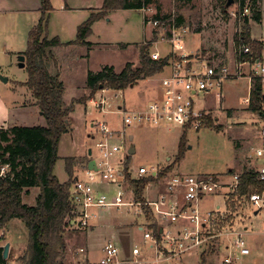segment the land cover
Listing matches in <instances>:
<instances>
[{
  "label": "rangeland",
  "instance_id": "1",
  "mask_svg": "<svg viewBox=\"0 0 264 264\" xmlns=\"http://www.w3.org/2000/svg\"><path fill=\"white\" fill-rule=\"evenodd\" d=\"M59 1L50 0L52 9L47 14L48 19L49 16L51 17V21L47 23L46 30L49 35L59 33L63 40L74 39L77 35L75 20L79 22L80 19H75L74 16L69 14L65 15L58 7L54 8ZM222 1L157 0L149 8H154L155 3H158L160 11L164 14L182 15L184 19L182 26L187 28V33L184 36V52L188 54L189 59L194 56L205 59L212 56L215 60L221 58V60H224L231 54L236 45L234 39L242 30L243 17L238 18L239 7L235 0L229 5L225 3L224 6L227 11L224 14ZM247 1L244 5L248 3ZM68 2L71 4L76 3L78 6L90 3L91 6L100 7L103 3L102 0H68ZM259 2H261L262 20L258 23L250 19L248 24H250V34L252 33L256 38L263 37L262 42H264V0ZM11 3L14 7L18 5V1L15 2V0L12 2L11 0H7V2L0 0V10L5 5L11 6ZM50 12H52L51 15ZM148 12L149 17H152L155 13L154 9H148ZM251 13L250 10L249 15ZM143 14L144 11L138 9L120 10L110 16L102 17L99 21L97 20L98 22L92 26L93 31L89 34V39L110 42L114 47H97L90 52V55L86 54L84 57L82 56L85 55L86 48L82 46H75L59 52L58 60L55 62L57 64L56 70L58 68L57 71L61 72L60 79L66 83L67 86L65 87L68 93L70 91L76 94L78 90L76 86L86 83L88 69L99 71L104 65L110 63L115 66L113 67L116 72H120L126 64L125 62H133L134 66H138L141 43L150 45L149 54L156 52V50H159L161 54L168 52L167 44L161 42V32L156 31V29L150 39L138 45L134 44L143 38ZM41 16L42 12L41 14L20 15L0 11V74L7 77L6 81L0 79V127L4 129H10L19 123V125L28 126L39 124V117L34 111L36 100L32 97L30 89L25 84L22 86L19 83L26 82L28 72L26 67L17 65L18 53L16 50L26 49L30 32L28 29H31L37 17L40 19ZM59 25H63V31L59 30ZM146 27L148 28L147 25ZM121 42H128L130 45L121 48L117 45ZM261 53L264 59V49ZM61 63L63 64L62 71ZM168 74L169 70L165 67L152 76L140 79L137 84L124 90L117 91L105 88L106 90L103 92L99 89L87 99L85 104L68 101L66 103L68 106L73 103V110L68 116L70 127L58 142L57 152L59 158L56 160L53 169L58 179L63 181L67 178L64 169V158L71 157V155L88 154V149H91L92 157L99 158V151L95 143L101 138V133L98 132L95 126L97 122L106 121L109 127L120 129L121 115L118 106L122 107L125 104L126 108H129L130 104L134 107L140 105L142 100H145L142 96L146 93H152L155 90L154 87L161 82V78ZM247 82L246 77L227 80L222 87V92L226 95L222 104L219 103L221 101L220 96L216 95V93H219L217 90H211L208 93L199 92L193 96L197 108L211 106L208 109L210 112L205 117L212 118L213 127L208 128L206 126L204 123L206 118H204L202 125L197 128L192 126L182 127L178 123L160 124L158 126L135 125L133 123L127 126L124 130L123 148L113 158L114 165L120 168V163L117 162L119 159L122 164L128 161L127 165L133 171L141 165L149 170L157 169L158 172L168 168L169 172L165 173L166 175L169 173L176 174L177 172L189 174L227 173L229 167H233L236 171L239 170L242 166H245L246 159L252 153L254 154L256 146L263 144L264 141V137L259 138L262 137L260 130L264 116L262 119L258 113L248 110L246 106L248 102L244 103L242 99L244 93L248 91ZM89 94L90 90L86 88L84 94L78 92L77 98H86ZM101 96L106 99L105 106L102 109L97 108L95 102L92 101V99L98 100ZM262 105L264 106V102H262ZM233 106L235 108H232ZM227 107L231 108L226 111ZM184 132H186L184 155L175 162L178 140ZM131 133L134 135L133 139L129 138ZM111 141L121 144V137H116ZM130 147L135 150L132 154L128 153ZM227 174H230V172ZM165 177L159 178L157 181H160L163 187ZM154 189L155 186L151 185L149 190L152 192ZM202 201L201 209L204 212L213 207L215 208L216 203H220V209L224 207L222 197L216 194L207 195ZM254 211L253 206L239 205L235 211L233 210L234 213L230 214L229 218L227 216V219H229L227 228L243 230L250 245L249 255L241 256L231 264H264V246L257 248L256 245L257 242L259 244L260 237L264 235V221L260 215L255 216ZM100 216L106 217V219L102 218L103 220L111 217L113 226L107 224L108 228L106 227L102 232V238H96L94 247L88 248L84 244L86 242L84 241L85 236L82 234L84 230H79L76 227L77 230H74L73 228V231L64 235L67 245L66 249L58 256L61 264H99L102 257L100 256L102 254L100 246L105 240H108V236L110 237L112 233L115 234L114 237L120 239L121 242L119 240L118 242L120 247L122 245V249L132 248L136 244L143 257L147 256L151 262L155 260L153 253L155 250L149 246L151 240H145L142 237V231L140 233L138 227H136L137 223L143 225V220L148 223L150 221L148 216L138 215L135 207L130 206H125L120 210L112 208L106 213H101ZM6 228H9L8 231ZM6 228L0 229V234H3L1 245L6 243L7 240L12 241L13 244L9 250L11 253L6 264H19L16 257L25 251L28 242V230L21 220H13L10 225L8 223ZM88 230L90 228L85 229V231ZM11 236H13V240ZM232 236L230 233L213 238L204 249L199 247L182 253L179 258H174L168 262L161 260L159 263L201 264V252L204 251L206 253L204 264H223L221 262L229 254L223 245L230 243ZM253 237L256 239V244L255 241L253 242ZM80 247H83L85 252H80Z\"/></svg>",
  "mask_w": 264,
  "mask_h": 264
},
{
  "label": "built area",
  "instance_id": "2",
  "mask_svg": "<svg viewBox=\"0 0 264 264\" xmlns=\"http://www.w3.org/2000/svg\"><path fill=\"white\" fill-rule=\"evenodd\" d=\"M251 8L248 3L243 5L238 18L249 15ZM149 23L156 31L161 32V42L167 44L168 52L161 54L159 50L150 54L152 60L167 57L163 68H168L169 74L161 78L160 95L151 100L140 110L119 108L121 128L113 129L105 122H97L96 128L101 138L95 143L99 158L94 160V168L85 167L81 175H75L71 185L70 204L72 205V226L77 229H88L92 220L101 213L115 208L120 210L125 206L135 207L138 215L148 216V226L156 224L157 234L152 227L143 231V237L151 240L159 259H173L187 251L203 248L213 239L224 234H232L231 242L225 248L229 253L221 263L231 264L241 256L249 255L250 247L243 230L227 228L230 214L239 205L253 206L254 215H260L264 221V145L254 149L257 165L249 167L255 173L257 188L251 192L240 193L239 172L225 173H176L165 177V189L154 199L145 198L141 201L134 196L128 185L125 174L131 179L143 176H156L157 169L149 170L140 166L133 171L125 167L121 160L120 168L114 165L113 157L121 152L124 130L131 124L158 126L160 124L178 123L182 127L197 128L202 125L208 114L194 104L193 96L199 92L208 93L211 90H221L227 80L246 77L250 83L258 78L261 90L264 92V59L262 53L256 57L247 43L235 45L233 51L224 60L189 59L184 52V36L187 28L176 25L174 20L150 19ZM169 33V36H168ZM107 89V88H106ZM101 89L103 92L106 90ZM97 108L105 106L106 99L102 96L92 99ZM249 102V96L245 99ZM264 137V119L260 130ZM121 137V144L111 140ZM9 163L2 162L0 153V177L7 176ZM157 182V181H153ZM148 184V183H147ZM146 184V185H147ZM216 194L222 197L223 209L220 203L215 208L202 211L201 203L205 196ZM147 207L149 211H147ZM223 210V211H222ZM224 212H226L224 214ZM225 216V217H224ZM160 224L163 227H160ZM226 225V226H225ZM3 234H0V246ZM232 249V250H231ZM80 252L84 249L80 248ZM120 247L108 239L102 247V257L99 264H124L119 259ZM132 254L138 255V248H132Z\"/></svg>",
  "mask_w": 264,
  "mask_h": 264
},
{
  "label": "trees",
  "instance_id": "3",
  "mask_svg": "<svg viewBox=\"0 0 264 264\" xmlns=\"http://www.w3.org/2000/svg\"><path fill=\"white\" fill-rule=\"evenodd\" d=\"M157 0H103L102 6L92 12L84 22L77 27V35L74 41L82 45H89L85 38L92 32L91 25L107 16L109 11L120 9H137L152 6ZM260 0H248L251 15H243L241 32L235 36L236 45L247 43L252 48L256 57L261 55L264 42L250 37V24L248 20L260 22L261 9ZM42 12L41 18L29 32L26 50L21 52L24 56V65L28 76L24 84L30 89L32 97L35 98L45 124L16 125L10 129L0 127V153L2 162L9 163L10 173L0 177V229L6 228L12 219L21 220L27 230V245L25 251L16 257L19 264H61L58 259L61 252L66 249L65 234L73 231L72 205L70 204L71 185L75 179L76 167L85 163L87 157L74 156L64 158V169L67 180L60 181L54 173V164L59 158L57 147L62 135L68 132L70 127L69 114L73 110V103L66 105L63 99L65 90L64 83L60 79V73L50 70L54 59L53 47L58 45V38L47 39L48 14L52 9L50 0H40ZM223 0L221 3L223 13L227 8ZM239 11L242 12L246 0H235ZM157 9L153 19L174 20L176 25L182 24V15L163 14ZM169 36V33H168ZM152 42V41H151ZM125 46L123 43L120 46ZM149 44H142L139 48V65L133 62H125L120 72H116L112 65H104L99 71H88L86 76V88L90 94L85 98L77 99L76 102L85 104L97 90L110 88L113 90H124L134 86L140 79L154 75L167 63V57L152 60L149 54ZM264 92L261 90L260 81L254 78L249 90L248 110L264 115ZM208 128L213 127L212 118L205 117ZM188 128V126H186ZM218 130V129H216ZM186 132L178 140L177 155L175 162L184 155V144ZM128 161L125 162V167ZM168 168L161 170L156 176L148 175L140 179H131L126 172L125 177L128 185L133 190L137 200L144 199L142 194L146 184L150 181H158L164 178ZM240 193H247L257 188L258 182L252 169L245 168L241 172ZM39 187L33 204L23 201V196L29 193L31 188ZM147 208V207H145ZM147 211L149 209L147 208ZM157 234V226L151 225ZM75 230V228H74ZM3 248L0 246V264H6L10 257V251L6 258L2 256ZM201 264L206 260V253L201 252Z\"/></svg>",
  "mask_w": 264,
  "mask_h": 264
},
{
  "label": "crops",
  "instance_id": "4",
  "mask_svg": "<svg viewBox=\"0 0 264 264\" xmlns=\"http://www.w3.org/2000/svg\"><path fill=\"white\" fill-rule=\"evenodd\" d=\"M6 2H7V0H5ZM13 0H11V2H12ZM18 1V5H15V7L14 6H12V3H11V6H7V5H5V6H3L2 8H1V10L0 11H2V12H8V13H13V14H20V15H22V14H32V13H40L41 14V10H40V7H41V2H40V0H15V2H17ZM102 2H103V0H102ZM10 3V2H9ZM68 2V0H67V2H65V0H60L59 2H58V4L57 5H55V7L54 8H59V10L61 11V12H63L65 15H67V14H69V15H71V16H74L75 17V19L76 18H78V19H80L79 20V22H76V21H78V20H75V27H76V29H77V27L82 23V22H84L85 21V19H87L88 17H89V15L92 13V12H94V11H96V10H98L99 8H100V6H91L90 5V3H85V5H83V6H78V4H76V3H73V4H71V3H69ZM80 5H82V4H80ZM259 7H260V5H261V2H259ZM150 7V6H149ZM149 7H147V8H137L138 10H140V11H144V14H143V24H144V34H143V38H142V40L141 41H139L138 43H134L135 45H138V44H140L141 42H144L145 40H148V39H150V37L153 35V33L155 32V29L156 28H154V27H151V24L149 23V21H150V19H152V17L155 15V13L152 15V17H149L147 14L149 13L148 12V9H154V11L156 12L157 11V9L156 8H149ZM137 9H120V10H137ZM260 9H261V7H260ZM120 10H113V11H109L108 12V14H107V16H110L112 13H114V12H117V11H120ZM152 12H153V10H152ZM261 12H262V9H261ZM51 13L52 12H50V15H51ZM161 13H163V12H161ZM150 14H152V13H150ZM164 14V13H163ZM109 19V18H108ZM107 19V20H108ZM37 20H39V18L37 17V19H36V22L35 23H33V25H32V27H31V29L33 28V26L34 25H36V23L38 22ZM49 21L48 22H50L51 21V17L49 16V19H48ZM261 20H262V15H261ZM99 21V20H98ZM98 21H95L92 25H91V28H92V26H94V24H96V22H98ZM77 23V24H76ZM146 25L148 26V28H149V30L147 31V27H146ZM179 25H183V23L182 24H179ZM147 28V29H146ZM31 29H28V30H30L31 31ZM59 30L60 31H63V25H59ZM92 31H93V28H92ZM251 35V38H254V39H257V40H259V41H262V39H263V37H260V38H256V37H254L253 35H252V33L250 34ZM54 37H56V38H58V45L57 46H54L52 49H53V56H54V59L51 61V64H52V66H51V68H50V70H52L53 71V69L54 70H56V67H57V64H55V62H56V60H58L57 59V56H58V54H59V52L60 51H62V50H67L68 48H72V47H75V46H82V47H85L86 48V53H85V55H83L82 57H84V56H86V54H88V55H90V52L93 50V49H95V48H103V47H106V46H111V47H114L113 45H111L112 43H110V42H106V41H100V40H97V41H93V40H91V39H89V35L85 38V41H87V42H89V45H82V44H80V43H78V42H72V43H68L69 41H74L75 39H76V37L74 38V39H71V38H68L67 40H63L62 38H61V36H60V34L59 33H52V34H50L49 35V33L47 32V39L48 40H50L51 38H54ZM121 43H123L125 46H120V44ZM121 43H118L117 45L119 46V47H121V48H126L127 46H129L130 45V43H128V42H121ZM26 50V49H25ZM25 50H16L17 51V53L19 54V52H23V51H25ZM195 55H198V54H195ZM195 58H198V59H205V58H200L199 56H195ZM212 59H214L212 56H209L208 58H206V60H212ZM222 59V58H221ZM59 64V63H58ZM62 64V63H61ZM106 65H112V66H114L113 64H110V63H108V64H106ZM121 65H122V62H121ZM121 65H120V67H121ZM52 67H53V69H52ZM115 67V66H114ZM62 68H63V64H62V67H61V71H62ZM57 70H58V68H57ZM56 70V71H57ZM88 71H95V70H91V69H88L87 70V72ZM59 73H61L60 71H58ZM87 72H86V74H87ZM62 82H63V80H61ZM20 83V85H22V86H24L23 84H24V82H19ZM64 83V87L65 86H67V85H65L66 83L65 82H63ZM248 83V91L246 92V93H244V96H243V102L245 103L246 101H245V99L248 97V95H249V90H250V87H251V83L248 81L247 82ZM80 87V88H79ZM76 88H78V90L80 91V92H82L83 94L85 93V91H86V83H84V84H81V85H78V86H76ZM155 90L152 92V93H146L144 96H142L143 98H145V100L143 101L142 100V102L140 103V105H137V106H132L131 104H130V107L129 108H126V106H125V104H123V106L121 107V106H118L119 108H123V109H127V110H140V109H142V108H144L146 105H147V103L148 102H150L151 100H153V99H155V98H157V96L158 95H160V84H157L155 87ZM77 90V89H76ZM77 90V93L76 94H73L72 92H70L69 91V93L67 92V88L65 87V90H64V94H63V99H64V101H65V103H67L68 101L70 102V101H76L78 98V91ZM117 91H121V90H117ZM216 95H219L220 96V104H222L224 101H225V98H226V95H225V93H223L222 92V89L221 90H219V93H216ZM73 98H76V99H73ZM36 102V101H35ZM247 103V102H246ZM77 104V103H76ZM247 106V105H246ZM74 107H75V105H74ZM211 107V106H210ZM210 107H207V108H204V107H201V108H199V109H202L204 112H206V113H209L210 111L208 110V109H210ZM231 107H227V109H225L226 111L227 110H229ZM232 108H235L234 106L232 107ZM40 109H39V107L37 106V104H36V108H35V114L36 115H38V117H39V124H41V125H44L45 124V118L42 116V113H41V111H39ZM224 110V111H225ZM219 111H221V110H219ZM39 112V113H38ZM264 115H260V117L262 118ZM263 119V118H262ZM20 121H22V120H20ZM259 121H261L260 119H259ZM17 124H18V122H17ZM20 124V123H19ZM151 126V125H150ZM89 135H91V134H89ZM92 136V135H91ZM93 137V136H92ZM94 138V137H93ZM129 138L130 139H133L134 138V135H133V133H131V134H129ZM260 139H262L263 137H259ZM264 145V141H263V144H261V145H259V146H263ZM259 146H256V148L257 147H259ZM131 148V147H130ZM129 148V149H130ZM128 149V150H129ZM89 150V149H88ZM90 151H91V149H90ZM117 155V154H116ZM116 155L114 156V157H116ZM75 156H86L87 157V161L85 162V163H82L81 165H79V166H77L76 167V175H81L82 174V172L85 170L84 168L85 167H87V165H88V163H89V160L90 159H93V160H95V158L94 157H92V151H91V154H89V151H88V154H79V155H75ZM113 157V158H114ZM97 160V159H96ZM255 162V163H254ZM259 162V159H257V158H255V156H254V154L252 153L251 154V156L248 158V159H246V164H245V166H242L239 170L237 169V171L235 170V169H233V167H229V172L231 171V172H239V173H241L242 171H243V169H245V168H249V167H251V166H255V165H257L256 163H258ZM88 168V167H87ZM177 173H180V172H177ZM182 173V172H181ZM215 173H217V172H215ZM219 173H225V172H219ZM169 175H171V173H169L168 175H166V176H169ZM67 178H68V176H67ZM67 178L65 179V180H67ZM65 180H63V181H65ZM61 181V180H60ZM62 182V181H61ZM151 185H154L155 186V189L151 192L149 189H150V186ZM165 189V184H164V187L163 186H161V182L159 181V182H153V181H150L147 185H146V187L144 188V190H143V194H142V196H143V198L145 199V198H149V199H154V198H156L157 196H158V194H159V192L160 191H162V190H164ZM39 192V187H37V188H31L30 190H29V193L28 194H26V195H24L23 196V201L24 202H26L27 204H33V202H34V199H35V197H36V195H37V193ZM27 196H29V197H27ZM27 197V198H26ZM28 200V201H27ZM102 218H104V219H106V217H102V216H100L99 215V217L98 218H95V219H93L92 220V223H91V225H90V230H88V231H85V229H84V231H83V233H82V231H81V233L82 234H84V241H86V242H84V244H85V246L88 248V247H94V245L96 244V238H98V237H101V234H102V232L104 231V229L107 227L108 228V225L110 224L111 226H113V224L111 223V217H107V220H103ZM13 220H18V219H12V220H10L8 223H9V225H10V223L13 221ZM22 222V221H21ZM103 223H104V225H103ZM108 224V225H107ZM103 225V226H102ZM143 225H144V227H143ZM143 225H141V223H137L136 224V227H138L137 229H138V231H140V233H141V231H142V237H143V231H144V229L145 228H147L148 227V223L145 221V220H143ZM154 225H156V224H154ZM160 227H163V225L162 224H160V226H159V228ZM88 228V229H89ZM153 228V227H152ZM7 229V231H8V229L9 228H6ZM154 229V228H153ZM75 230H77V229H75ZM79 230H81V229H79ZM78 230V231H79ZM260 234V233H259ZM12 235V234H11ZM114 233H112L111 234V236L109 237L108 236V239H113L118 245H119V247H120V244H119V242H121L120 241V239L119 238H116V237H114ZM254 236H257L256 234H253ZM260 235H262V234H260ZM102 238V237H101ZM261 239H260V241H259V244H258V242H257V244H256V239L253 237V242L255 241V244L258 246L257 248H259V247H263L264 246V235H262L261 237H260ZM11 239L13 240V236H11ZM104 239V238H103ZM144 239L146 240V239H148V238H145L144 237ZM118 240H119V242H118ZM106 241H108V240H105L102 244H101V246H100V250H101V253H102V247H103V245H104V243L106 242ZM7 242H10V248H9V250L11 249V247H12V241H10V240H7ZM101 242V241H100ZM83 244V245H84ZM248 244H249V240H248ZM260 245V246H259ZM151 248H153V246H152V243H150V245H149ZM222 246V245H221ZM226 246V244L225 245H223V247H225ZM133 247H137L138 248V255H133L132 254V248ZM133 247L132 248H126V249H122V245H121V247H120V257H119V259L120 260H122V261H126L125 263H128V264H160L159 263V261H161V260H164V261H170V260H172V259H166V258H161V259H159L158 258V256L156 255V253H155V251L153 252L154 253V261L153 262H151L150 260H149V258L147 257V256H145V257H143L142 256V254H141V251H140V249H139V247L136 245V244H134L133 245ZM249 247H250V245H249ZM80 248H83V247H80ZM84 249V248H83ZM203 249V248H202ZM88 251V250H87ZM84 252H85V250H84ZM250 252V251H249ZM102 255V254H101ZM100 255V256H101ZM86 259V258H85ZM174 259V258H173ZM87 260V259H86ZM182 261V260H181ZM124 263V264H125Z\"/></svg>",
  "mask_w": 264,
  "mask_h": 264
},
{
  "label": "water",
  "instance_id": "5",
  "mask_svg": "<svg viewBox=\"0 0 264 264\" xmlns=\"http://www.w3.org/2000/svg\"><path fill=\"white\" fill-rule=\"evenodd\" d=\"M232 2H233V0H227L226 5H229ZM24 59H25V56L22 53H19L18 56H17V65L20 66V67H25V65H24L25 64L24 63ZM0 79L2 81H6L7 80V77L2 76L0 74ZM88 151H89V154H91L90 149ZM134 151L135 150H133V148H130L128 153L129 154H132ZM87 167H88V169L89 168H94V160L93 159H90L89 160V163H88ZM2 248H3L2 256H3V258H6L7 255H8V252H9L10 242L4 243L3 246H2Z\"/></svg>",
  "mask_w": 264,
  "mask_h": 264
}]
</instances>
